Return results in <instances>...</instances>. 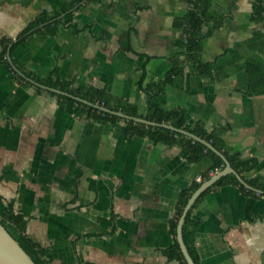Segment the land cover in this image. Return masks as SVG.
<instances>
[{
    "label": "crops",
    "instance_id": "0c3cea01",
    "mask_svg": "<svg viewBox=\"0 0 264 264\" xmlns=\"http://www.w3.org/2000/svg\"><path fill=\"white\" fill-rule=\"evenodd\" d=\"M55 1L0 0V37L15 39ZM86 1L74 26L37 41L31 56L21 46L12 56L39 77L57 67L74 87L103 89L138 117L149 101L182 110L187 127L219 135L227 154L256 158L246 175L264 182V19H251L254 0H211L205 9L200 61L210 74L185 61L179 22L189 0ZM173 58L182 73L150 99L144 86L162 81ZM36 87L0 64V211L13 202L47 264H180L165 252L169 221L208 161L129 136L127 119L70 113ZM256 194L224 184L204 195L192 212L197 264H264V193Z\"/></svg>",
    "mask_w": 264,
    "mask_h": 264
},
{
    "label": "trees",
    "instance_id": "16d2710c",
    "mask_svg": "<svg viewBox=\"0 0 264 264\" xmlns=\"http://www.w3.org/2000/svg\"><path fill=\"white\" fill-rule=\"evenodd\" d=\"M81 0H56L49 9H42L35 17H33L26 26L15 36L21 37L24 33L37 27L39 24L55 18L61 13H64L68 9L72 8L75 4ZM103 0H87L90 2H101ZM211 0H189L190 6L186 15L179 22V26L182 28V39L185 49V61L189 62L193 69L199 74H210L211 66L207 63L200 61V52L203 45V41L208 33H202L201 29L205 23L206 13L205 9L208 8ZM84 4H79L77 8L71 12L65 14L62 18L56 19L51 23L45 24L41 28H36L26 36L22 37L19 41L11 46V57L13 63L21 70L27 77L44 84L49 87L58 88L69 94L79 96L92 103H97L106 108L113 110H119L125 114L136 116V111L133 107H118L111 103L109 94L103 90L93 86L86 87H74L70 81H63L59 77V71L57 67H54L47 77H39L34 75L30 71L24 69L18 61L12 56L15 49L21 46L27 56H31L37 47V41L43 39L47 35L56 33L60 26H74L73 15L76 10L82 8ZM251 19L259 21L264 19V0H254L253 11ZM218 25V22L215 26ZM13 40L11 36L2 35L0 37V64H4L8 71L11 73L13 79L22 82L25 86H31L32 84L21 78L9 65L7 61V47ZM183 61L177 58L172 59V67L166 74L162 81L157 83H149L144 86V90L148 93L149 98L155 94L160 93L166 83L170 82L173 77H176L182 73ZM37 90H41L36 87ZM57 99V102L63 106V108L76 115H85L93 120L104 121H116L122 118L111 115L109 113L102 112L97 108L89 106L85 103L77 101L71 97L56 94L50 92ZM145 119L156 122H168L177 128L186 129L210 142L215 148L220 150L227 158L231 166L236 172L252 187L261 190L264 193V182L259 177H248L246 174L251 171L257 164L256 158L248 157L243 158L238 154H227L222 148V138L214 132H206L201 129L190 128L185 125L184 116L182 110L170 109L165 110L162 107L149 101L148 112L145 115ZM126 133L129 136H147L153 141H163L167 144H179L187 153V160L189 162H198L202 159H206L209 163V167L201 172V181L193 180L191 184L183 189L177 199L176 209L169 221V231L173 236V243L169 246L165 252L169 258H174L179 261L180 264H187L180 251L177 239H176V227L178 219L182 213L183 207L189 198L190 194L206 179H208L213 173L220 170L223 167V162L218 155L207 149L203 144L194 141L191 138L185 137L179 133L172 132L165 128H157L152 126H145L144 124L135 123L131 120H125ZM224 184H233L239 187V189L245 193L251 195H257L255 191L249 190L244 187L236 177L232 174L225 175L218 179L211 187L206 189L194 202L192 208L186 215L185 222L183 224L182 235L184 243L187 249L197 264V259L193 252V241L195 236V230L197 222L192 217L194 207L200 202L204 195L214 186H220ZM0 223L5 226L9 232L17 239L20 246L29 254L32 260L36 264H47L45 259L46 250L40 247L37 243L31 240L25 234L26 219L21 213L14 211L13 202H9L5 211H0Z\"/></svg>",
    "mask_w": 264,
    "mask_h": 264
},
{
    "label": "water",
    "instance_id": "95a60500",
    "mask_svg": "<svg viewBox=\"0 0 264 264\" xmlns=\"http://www.w3.org/2000/svg\"><path fill=\"white\" fill-rule=\"evenodd\" d=\"M84 1L85 0H81L79 3L75 4L72 8L68 9L64 13H61L58 16H56L55 18L39 24L37 27H35L33 29H30L29 31L24 33L21 37L13 39L7 47V61L10 65V67L21 78L29 81L30 83H32L33 85H35L41 89L48 90V91H51V92L56 93V94L71 97L77 101H80V102L85 103L89 106L97 108L98 110H100L102 112L109 113L111 115H115V116H118L120 118H124L127 120H131L135 123H141V124H144L146 126H152V127H157V128H165V129H168L172 132L179 133L185 137L191 138L194 141H197V142L203 144L207 149H209L210 151H212L213 153H215L216 155H218L220 157V159L223 162V167L220 170L213 173L208 179L204 180L190 194L189 198L187 199V201L183 207L182 213L178 219V223H177V227H176V239H177V242H178V245H179V248H180V251L183 255L184 260L186 261L187 264H196L195 261L193 260V258L191 257V255L187 249L186 244L184 243L183 235H182V229H183V224L185 222L186 215L188 214L189 210L192 208V206H193L194 202L197 200V198L202 194V192H204L206 189L211 187L218 179H220L221 177L228 175V174L234 175L236 177V179L239 181V183L242 184L247 189L253 190L257 193H262V191L252 187L244 179H242L241 176L236 172V170L231 166V164L229 163L227 158L224 156V154L220 150L215 148L210 142L206 141L204 138H202V137H200V136H198V135H196V134H194V133H192L186 129L177 128V127L173 126L172 124H169L166 122H156V121H151V120L145 119L143 117L128 115V114H125L121 111L106 108V107L99 105L97 103H92V102H90L84 98L69 94L67 92H64V91L58 89V88L46 86L44 84H41V83L33 80L30 77H27L13 63V60L11 58V46L14 43L19 41L22 37L26 36L27 34L32 32L36 28H41L45 24L51 23L56 19L62 18L68 12L75 10L77 8V6L79 4H82ZM0 264H36L32 260V258L29 256V254L20 246L17 239L1 223H0Z\"/></svg>",
    "mask_w": 264,
    "mask_h": 264
},
{
    "label": "built area",
    "instance_id": "2783aa9c",
    "mask_svg": "<svg viewBox=\"0 0 264 264\" xmlns=\"http://www.w3.org/2000/svg\"><path fill=\"white\" fill-rule=\"evenodd\" d=\"M196 180L197 181H201L202 180V177L199 175V176L196 177Z\"/></svg>",
    "mask_w": 264,
    "mask_h": 264
}]
</instances>
